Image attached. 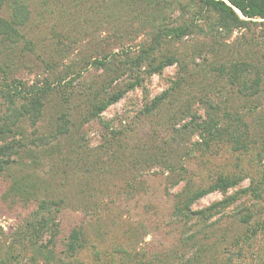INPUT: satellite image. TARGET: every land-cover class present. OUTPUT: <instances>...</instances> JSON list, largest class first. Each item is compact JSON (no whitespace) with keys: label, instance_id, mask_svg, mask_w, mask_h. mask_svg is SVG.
Instances as JSON below:
<instances>
[{"label":"rangeland","instance_id":"rangeland-1","mask_svg":"<svg viewBox=\"0 0 264 264\" xmlns=\"http://www.w3.org/2000/svg\"><path fill=\"white\" fill-rule=\"evenodd\" d=\"M2 20L18 32L0 25V264H264V192L188 245L194 221L175 215L177 195L221 175L243 180L191 210L264 189V20L227 24L200 0H7ZM12 79L52 83L39 118ZM226 113L250 152L204 151L200 125Z\"/></svg>","mask_w":264,"mask_h":264},{"label":"trees","instance_id":"trees-1","mask_svg":"<svg viewBox=\"0 0 264 264\" xmlns=\"http://www.w3.org/2000/svg\"><path fill=\"white\" fill-rule=\"evenodd\" d=\"M7 0H0V10L3 9L6 5ZM200 2L205 5L206 7L210 8L217 14L221 16V18L227 23V24H235L238 27L246 26L251 23H253L254 20H264V0H200ZM2 25L3 28L7 29L5 31L9 32V35L15 36L17 34L18 30L16 27H14V23L11 25L7 21L2 20L0 21V25ZM21 22L17 24V26H20ZM96 62H101V60H95ZM3 69L0 67V71ZM236 73V70H235ZM64 79L60 78V82H62ZM236 82H239L238 76L235 75ZM13 82V93L16 95V98L24 97L25 99H30V103L32 105L31 111H26L27 114L30 116V113H33V118H39V108L44 107V102L41 101V99L46 98L47 94L49 95V92L53 90L52 83H48L46 88L38 87L37 85L33 84L31 86H28L21 80L12 79L11 83ZM263 83V78L259 76V78L256 81L257 87L261 86ZM61 86V85H60ZM5 90H10L12 86L10 84L5 85ZM260 91V90H258ZM246 95V94H244ZM247 95H254V92H250ZM13 96V95H12ZM11 94H8V97L12 98ZM166 96V94H165ZM120 99V95H115L110 98V100L107 102V104L111 102H117ZM164 98H159L156 101L155 107L159 106L163 102ZM37 106L39 107L37 109ZM103 110V109H99ZM226 118L228 120L226 126H223L221 128L218 127L219 122L215 121L214 118H211L209 121L210 123L208 125L201 126L202 132L201 136L203 137V141H205L204 151H207L210 149V146L213 142L216 140H220V143L223 141L225 142H231L236 146V149L238 151H242L246 149L250 152L249 145L247 143V130L246 128H242L239 126V122L243 123V119L241 117H234L230 113H226ZM245 127V125H242ZM247 127V126H246ZM244 129V130H243ZM2 137H0L1 139ZM16 146V149L21 148V144L13 145ZM13 147V148H14ZM11 148V149H13ZM9 148H7L8 150ZM14 152V151H13ZM264 153L263 151L260 152V158L259 163H262ZM243 180V176L238 175H221L219 176L214 182L208 185V187H198L197 189H194L192 192L184 194L180 199V195H177L178 204H176L175 207V215L178 217L179 223L184 222H190L194 221L192 225L188 226L187 224H182V227H190L188 229V232H191L188 235H183L180 237V242L184 245H188L189 243H195L199 236V230L200 222H203L204 224L210 220L213 216L218 214L219 211H224L231 207L232 205L236 204L240 198H243L247 195L253 194L257 197L261 196V194L264 192V189L262 190V186H258L253 184V186H250L246 189L238 190L231 196H226V198L221 201L213 204L211 208L201 211V212H194L191 210V205L196 202L197 200L201 199L205 195L214 192V191H221L225 194L231 189V188H237L240 185V182ZM264 185V183H263ZM262 190V191H261ZM240 211V210H239ZM241 212V211H240ZM252 219L251 214H242L241 222L245 224H249ZM183 221V222H182ZM216 223H211L208 225L209 227H214ZM192 228V229H191ZM196 228V229H194ZM192 230V231H191ZM194 230V231H193ZM75 239L80 241V236L75 233ZM209 247V246H208ZM206 253H210L211 249L208 248V250H205ZM203 250H200L199 256H197V262L199 261L201 257V253H203ZM209 255H206V259ZM212 259L214 256L212 255ZM226 264H235L233 261H228Z\"/></svg>","mask_w":264,"mask_h":264}]
</instances>
